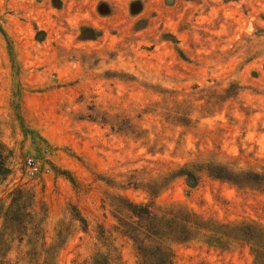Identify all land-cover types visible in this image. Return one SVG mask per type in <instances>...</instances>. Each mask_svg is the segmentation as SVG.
<instances>
[{"label":"rangeland","instance_id":"374dc122","mask_svg":"<svg viewBox=\"0 0 264 264\" xmlns=\"http://www.w3.org/2000/svg\"><path fill=\"white\" fill-rule=\"evenodd\" d=\"M209 162L264 174V0H0V260L35 247L22 188L57 264L112 248L137 264L131 202L264 230V181ZM163 241L177 264H254L249 246Z\"/></svg>","mask_w":264,"mask_h":264},{"label":"trees","instance_id":"16d2710c","mask_svg":"<svg viewBox=\"0 0 264 264\" xmlns=\"http://www.w3.org/2000/svg\"><path fill=\"white\" fill-rule=\"evenodd\" d=\"M192 163L187 166L190 169L187 175L194 177L195 172H207L210 176L235 183L243 188V181L262 183L264 174L247 172L243 169L232 167L222 163ZM185 168V169H187ZM195 171V172H194ZM158 184V180H154ZM156 186V185H155ZM154 188V186H153ZM13 205L23 208L24 201L29 198L25 189L12 192ZM22 204V205H21ZM20 209L17 218L18 231L22 234L21 240L31 236L34 242L33 251L23 253L16 264L25 262L28 264H57V252L53 247L46 248L43 220L34 205L31 212ZM130 220H120L118 229L137 245L139 259L137 264H177L171 247L164 239H176L180 242H188L204 236L206 243L221 249H229L235 243L249 246L254 255V264H264V230L254 221L239 223L219 222L207 219L187 207L178 204L135 203L129 205ZM103 240L108 237L105 230L102 231ZM41 247V248H39ZM9 251L2 253L0 264H12L8 257ZM76 264H124L120 253L112 248L109 253L96 252L90 260L77 262Z\"/></svg>","mask_w":264,"mask_h":264},{"label":"built area","instance_id":"2783aa9c","mask_svg":"<svg viewBox=\"0 0 264 264\" xmlns=\"http://www.w3.org/2000/svg\"><path fill=\"white\" fill-rule=\"evenodd\" d=\"M28 167L31 176H35L40 171L39 165L37 164V162L33 161L32 159L28 161Z\"/></svg>","mask_w":264,"mask_h":264}]
</instances>
